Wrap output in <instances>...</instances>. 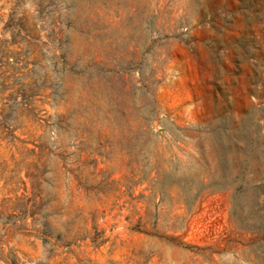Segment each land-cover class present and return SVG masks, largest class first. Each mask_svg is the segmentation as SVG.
Here are the masks:
<instances>
[{"label": "rangeland", "instance_id": "obj_1", "mask_svg": "<svg viewBox=\"0 0 264 264\" xmlns=\"http://www.w3.org/2000/svg\"><path fill=\"white\" fill-rule=\"evenodd\" d=\"M0 264H264V0H0Z\"/></svg>", "mask_w": 264, "mask_h": 264}, {"label": "bare ground", "instance_id": "obj_2", "mask_svg": "<svg viewBox=\"0 0 264 264\" xmlns=\"http://www.w3.org/2000/svg\"><path fill=\"white\" fill-rule=\"evenodd\" d=\"M204 52V51H203ZM246 84V83H245ZM245 94V93H244ZM247 97V96H246ZM246 99V98H245ZM242 115V114H241ZM213 118V117H212ZM240 119V118H239ZM246 121V120H245Z\"/></svg>", "mask_w": 264, "mask_h": 264}]
</instances>
